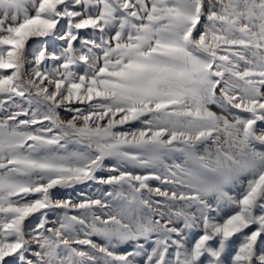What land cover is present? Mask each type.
Masks as SVG:
<instances>
[{"label": "snow or ice", "instance_id": "obj_1", "mask_svg": "<svg viewBox=\"0 0 264 264\" xmlns=\"http://www.w3.org/2000/svg\"><path fill=\"white\" fill-rule=\"evenodd\" d=\"M0 264H264V0H0Z\"/></svg>", "mask_w": 264, "mask_h": 264}, {"label": "rangeland", "instance_id": "obj_2", "mask_svg": "<svg viewBox=\"0 0 264 264\" xmlns=\"http://www.w3.org/2000/svg\"><path fill=\"white\" fill-rule=\"evenodd\" d=\"M38 47V45L37 44H32L31 45V51H35V49ZM63 115V114H62ZM68 192H73V194L75 193V192H80V191H85V192H87V191H89V187L87 186V185H81V186H77L74 190H72V189H69V190H67ZM67 193L65 192V190H57V192H56V195H57V197L58 198H62L64 195H66Z\"/></svg>", "mask_w": 264, "mask_h": 264}]
</instances>
